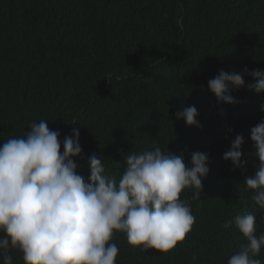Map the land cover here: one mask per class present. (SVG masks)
Returning a JSON list of instances; mask_svg holds the SVG:
<instances>
[{
  "label": "trees",
  "instance_id": "16d2710c",
  "mask_svg": "<svg viewBox=\"0 0 264 264\" xmlns=\"http://www.w3.org/2000/svg\"><path fill=\"white\" fill-rule=\"evenodd\" d=\"M245 68L264 69V0H0V145L46 119L61 152L79 130V174L87 178L95 154L117 181L132 151L158 146L186 165L193 152L208 153L199 199L194 189L180 194L195 217L182 241L168 253L131 246L122 232L111 243L116 264H227L246 239L226 221L253 213L264 234V209L243 182L259 164L250 135L264 120V93L244 75L230 86L236 103L218 104L208 81ZM189 106L202 127L176 118ZM238 134L243 169L223 159ZM10 255L24 264L18 249Z\"/></svg>",
  "mask_w": 264,
  "mask_h": 264
},
{
  "label": "clouds",
  "instance_id": "9594fccd",
  "mask_svg": "<svg viewBox=\"0 0 264 264\" xmlns=\"http://www.w3.org/2000/svg\"><path fill=\"white\" fill-rule=\"evenodd\" d=\"M244 75L257 81L249 85L251 90L264 93V69L220 70L208 81L218 104L236 103L230 86H243ZM197 116L195 106L176 113L187 126L200 128ZM29 126L24 137L0 145V264H13V249L23 254L24 264H116L119 249L111 243L116 232L145 252L168 253L191 230L195 217L180 194L194 189L192 199H199L202 178L209 173L208 153L193 152L186 165L182 154L163 152L158 146L132 151L124 156L118 181L106 174L103 158L93 154L87 159L85 178L75 162L83 159L78 129L64 137L61 152V134L50 130L46 119ZM250 139L259 164L255 175L243 182L251 200L264 209V120L251 129ZM243 143V136L236 135L223 154L234 168L246 165ZM233 223L246 243L227 264H264L257 258L264 234H256V215H237L223 227Z\"/></svg>",
  "mask_w": 264,
  "mask_h": 264
}]
</instances>
